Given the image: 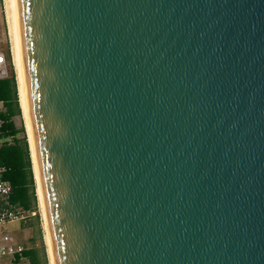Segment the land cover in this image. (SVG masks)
<instances>
[{
	"label": "water",
	"instance_id": "water-1",
	"mask_svg": "<svg viewBox=\"0 0 264 264\" xmlns=\"http://www.w3.org/2000/svg\"><path fill=\"white\" fill-rule=\"evenodd\" d=\"M18 1L55 264H264V0Z\"/></svg>",
	"mask_w": 264,
	"mask_h": 264
},
{
	"label": "trees",
	"instance_id": "trees-1",
	"mask_svg": "<svg viewBox=\"0 0 264 264\" xmlns=\"http://www.w3.org/2000/svg\"><path fill=\"white\" fill-rule=\"evenodd\" d=\"M16 72L0 78V101L4 108L0 110V167H5L2 178L13 185L11 200L27 209L36 206L38 201L37 183L34 175L32 154L28 136L18 137V133L25 130V126L18 127L14 117L23 115L18 93ZM13 137L14 141L6 140ZM28 260L22 262V258ZM18 264H40L36 253L32 249H24L16 256Z\"/></svg>",
	"mask_w": 264,
	"mask_h": 264
},
{
	"label": "rangeland",
	"instance_id": "rangeland-1",
	"mask_svg": "<svg viewBox=\"0 0 264 264\" xmlns=\"http://www.w3.org/2000/svg\"><path fill=\"white\" fill-rule=\"evenodd\" d=\"M10 0H0V48L7 53L8 58V70L9 74L11 71H15V64L13 59L12 44H11V15H10ZM17 78V76H16ZM4 106L0 103V109H3ZM14 120L18 127L25 126V130L18 133V137H24L27 135L25 120L23 115H17L14 117ZM6 140L14 141L13 137H7ZM3 139H0V144ZM39 198L36 203V206H39ZM39 215L29 217L27 222L12 221L3 225L2 229L6 232L12 234L17 242H19L24 248L32 249L35 251L37 258L40 261V264H49V254L47 243L45 240V229L43 226V214L41 206L39 207ZM27 261V258L23 259Z\"/></svg>",
	"mask_w": 264,
	"mask_h": 264
},
{
	"label": "bare ground",
	"instance_id": "bare-ground-1",
	"mask_svg": "<svg viewBox=\"0 0 264 264\" xmlns=\"http://www.w3.org/2000/svg\"><path fill=\"white\" fill-rule=\"evenodd\" d=\"M10 17H11V44H12V52H13V59L16 69V76L18 80V91H19V98L20 104L22 107L23 117L25 120L26 130L28 134V140L30 144V150L32 154V161L34 167V175L37 183V193L40 202V206L42 209L43 214V226L45 229V240L47 243L48 254L50 263L55 264L53 246L51 241L47 211H46V204L44 198V192L42 187V180L40 174V167L39 161L37 157V149L35 144V137L33 131V125L31 120L28 96H27V89L25 83V76H24V68H23V60H22V49H21V37H20V20H19V1L18 0H10Z\"/></svg>",
	"mask_w": 264,
	"mask_h": 264
},
{
	"label": "built area",
	"instance_id": "built-area-1",
	"mask_svg": "<svg viewBox=\"0 0 264 264\" xmlns=\"http://www.w3.org/2000/svg\"><path fill=\"white\" fill-rule=\"evenodd\" d=\"M9 75L7 53L0 48V78ZM5 167H0V264H18L16 256L25 249L12 234L2 229L3 225L12 221L26 223L29 217L39 215V206L27 209L11 200L12 183L2 178ZM25 257L22 258V262Z\"/></svg>",
	"mask_w": 264,
	"mask_h": 264
},
{
	"label": "crops",
	"instance_id": "crops-1",
	"mask_svg": "<svg viewBox=\"0 0 264 264\" xmlns=\"http://www.w3.org/2000/svg\"><path fill=\"white\" fill-rule=\"evenodd\" d=\"M0 103H2V104H3V102H2V101H0ZM0 110H2V109H0Z\"/></svg>",
	"mask_w": 264,
	"mask_h": 264
}]
</instances>
